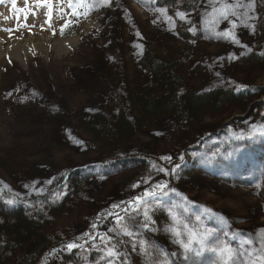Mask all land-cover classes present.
Wrapping results in <instances>:
<instances>
[{
	"label": "rangeland",
	"instance_id": "rangeland-1",
	"mask_svg": "<svg viewBox=\"0 0 264 264\" xmlns=\"http://www.w3.org/2000/svg\"><path fill=\"white\" fill-rule=\"evenodd\" d=\"M163 1L0 3L3 51L20 42L30 46L20 52L19 62L9 53L0 57V216L20 209L32 218L46 216V228L65 237L43 257L48 264H214L213 257L216 264H264V211L259 208L248 215L241 206L238 211L247 218L237 222L228 212L218 217L229 230L219 224L211 232L212 248L230 249L231 255L200 244L180 249L186 227L180 218L188 210L190 225L207 228L218 218L196 217L192 209L209 210L212 202L223 210L219 199L236 202L211 189L212 181L224 180L208 169L209 155L218 156L220 166L218 151L233 148L240 156L258 154L257 166L264 162V144L251 140L253 134L238 128L221 132L229 113V120L244 121L257 106L260 113L248 120L252 124L264 112V64L254 65L255 57L264 62L261 0L251 13L258 18L248 21L255 31L231 15L226 20L209 15L210 0H183L176 7L160 6ZM89 23L100 29H88ZM225 31L240 44L220 35ZM66 39L74 41L63 45L65 60L48 61L46 46L56 49ZM147 49L164 56L179 51L181 94L220 89L236 100L198 121L153 119L131 141L120 140L110 149L106 141H94L85 124L100 115L116 127L122 104L130 106L133 94L151 83L140 62ZM184 154L194 155L197 170L183 169ZM129 175L138 176L124 185ZM48 194L50 203L39 200ZM74 240L79 247L67 249ZM74 250V259L66 260Z\"/></svg>",
	"mask_w": 264,
	"mask_h": 264
},
{
	"label": "trees",
	"instance_id": "trees-1",
	"mask_svg": "<svg viewBox=\"0 0 264 264\" xmlns=\"http://www.w3.org/2000/svg\"><path fill=\"white\" fill-rule=\"evenodd\" d=\"M181 1L183 0H164L160 6L176 7L175 5ZM261 4L263 8L261 27L264 35V0H261ZM184 9L186 12L190 10ZM183 36L188 38L185 32ZM178 52L176 50L164 56L147 49L142 53L141 66L152 76L151 83L133 94L130 106L126 105V102L122 104V111L115 128L107 125L100 115L93 116L92 120L85 124L88 134L94 138V141L98 143L106 141L105 143H108L112 149L120 140L131 141L139 134L141 128L153 119L174 116L179 121L188 118L198 121L209 111H219L235 102L236 96L232 92L220 89L201 94L197 92L181 94L184 79L180 73L182 58H179L181 55ZM259 58L255 57V66L264 64ZM134 163L138 162L135 160ZM137 176H126L122 183L128 185ZM49 196L48 194L39 200L48 204ZM38 215L32 218L20 209L0 216V264H39L42 252L47 253L54 245L60 244V241L58 242L60 235L56 234L54 229H47L48 223H43L48 221L46 216L38 218Z\"/></svg>",
	"mask_w": 264,
	"mask_h": 264
},
{
	"label": "bare ground",
	"instance_id": "bare-ground-1",
	"mask_svg": "<svg viewBox=\"0 0 264 264\" xmlns=\"http://www.w3.org/2000/svg\"><path fill=\"white\" fill-rule=\"evenodd\" d=\"M88 29L97 30V29H100V27L98 26L97 28L95 24L89 23ZM73 41H74L73 39L63 40L61 44H58L56 46V49H52L46 46L47 48L44 51V53L47 55L46 59L53 63L57 62V64L63 62L65 60V57H64L65 54L61 53L63 52V45L69 46L73 43ZM29 47L30 46L28 45L24 46L20 42L19 44H16L15 47H13L12 51H10L9 49H7V51H3L4 49L3 45L0 44V57L4 53L5 54L9 53V55H11V58H14L16 62H19L21 60L20 52L27 51ZM190 84H193V83L191 82ZM259 113L260 112H258L257 106H255V108L252 109V112L249 113L248 118L244 121L243 120H238V121L232 120L231 121L229 120L231 113L227 114V116L224 117V120H226L228 124L227 126L221 129L222 134L226 133L228 130L238 128L241 131L253 134V139L251 140H255L257 142L262 141L264 144V135H262V132H261L264 130V124L262 122L264 120V112L263 114L260 115L259 119L256 122H253L252 124L248 123V120L255 119L256 115ZM218 138H220V136H218L216 139ZM232 150H235V149L232 148ZM232 150H229V152L225 150H221V152L218 151V154L223 159V162L220 164V166L218 163V156L209 155L208 161H207V167L214 177L221 178L224 180V184H221L217 181H212L211 189L216 190L217 194L221 195L222 197H230L231 199L235 198L236 202L239 201L241 203L236 205L237 203L234 201H222L221 199H219V202H222L223 204L222 206L221 205L220 206L223 207L224 211L220 210L219 208H215L214 207L215 205L211 202L209 205V210L203 209V208L192 209L194 216L197 217L198 215H202V217L205 219L212 218V217L218 218V217L224 216L223 212H228L233 217L231 219L236 221L238 219H242V217L247 218L246 214H243L246 216L245 217L242 215L241 212L238 211V208H240L241 206L242 207L245 206V208H248L247 209L249 211L248 215L254 213V210L256 208H259L258 210L259 212L264 211V162H263V165L257 166L255 165V162H257V158H259L258 154H256L255 156H253L252 154L250 155L244 154L240 156L236 154L237 153L236 150L235 152ZM234 154L237 156L235 160L233 159ZM193 156L194 155H189V154L183 155L182 160H183L184 170L189 171V170L198 169V164L195 163V159ZM248 184H250L251 186H248ZM241 186H245L246 188H242ZM255 195H259L260 198L259 199L255 198L254 197ZM209 196L216 197L214 195H209ZM187 206H188V203L186 204V206H184L185 209L188 208ZM189 212L190 210L186 212L187 216L183 215L180 218V220L184 222L183 227L186 226L185 231H184L185 234H182V238L180 242V249L185 248L184 244H189V241H193V243L192 242L190 243L189 247H193L196 244L198 245L200 244L201 248L203 247L207 251L211 250L212 246L214 245V242H213L214 239L210 238V236L212 237L211 232L213 230L216 231V229H219V228L223 229L222 228L223 226H225L226 230H229V229L226 228V224L222 223V221L219 218H218V223H215L214 225H210V226L204 225L207 228L196 227L197 228L196 229L195 226H192L190 225V223H188ZM195 224H197V221L195 222ZM219 224H222V225H220L219 227ZM261 228L264 230V226ZM201 234L203 236H201ZM205 234H207L208 237H205ZM60 237L61 239L59 238L58 242L60 241L59 243H64L63 238L65 237H63V235ZM182 242H183V245H182ZM73 243H75L79 247L78 240L76 241L74 240ZM204 243H207L208 245L207 244L204 245ZM178 246L179 244L176 243L175 247H178ZM75 253L76 251L74 250L71 256L66 257V260H73L76 255ZM45 256H46V253L42 252L39 258L40 259L39 264H48L49 260L43 258ZM91 258L96 259V257H94L93 255V252L91 253ZM190 259L192 260L191 262L196 261L195 257L193 258L190 257ZM217 260H218L217 257H213L212 262L216 264Z\"/></svg>",
	"mask_w": 264,
	"mask_h": 264
},
{
	"label": "snow or ice",
	"instance_id": "snow-or-ice-1",
	"mask_svg": "<svg viewBox=\"0 0 264 264\" xmlns=\"http://www.w3.org/2000/svg\"><path fill=\"white\" fill-rule=\"evenodd\" d=\"M3 0H0V3H2ZM104 4H107L109 2V0H103ZM210 3L213 4L212 7V12L209 13V15H218L219 17L223 18V19H228L229 15H231L232 17H236L237 19H240L242 23L245 24V26L250 27L253 31H255V25H251L248 24V21L250 20H254L257 19L258 17L252 15L251 13H254L256 10V0H224L223 3H220L219 0H210ZM70 7H72L73 5H69ZM83 6V5H81ZM13 7H15V0H13ZM238 10H242L239 11ZM158 11L164 15L166 14V10L165 9H158ZM178 15L180 16L181 19L185 18L184 13H178ZM169 19H171L169 17ZM233 27H235V23H233ZM221 36L225 37V38H230L234 43L236 44H240V41L238 39H236L235 34L231 31H225L220 33ZM139 47V46H137ZM251 49H249L250 51ZM77 143H81V141H76ZM164 159H168L170 160V157H164ZM181 159H183V157H181ZM160 171H163V169H160ZM157 188H162L164 187V185L158 184L156 185ZM146 195H151V193H146ZM13 201H8V203H12ZM145 215H147V213H145ZM95 227V225H93ZM178 234V233H177ZM191 241H189V244H184V247L187 249L190 246ZM78 247V245H76L75 243H71L67 245L68 249H73ZM211 251L213 253L215 252H220L221 254H228L231 255V250L227 249V248H218V247H213L211 248ZM199 254V253H197ZM109 256L114 255V253L112 251L108 252ZM261 259H264V257H262Z\"/></svg>",
	"mask_w": 264,
	"mask_h": 264
}]
</instances>
